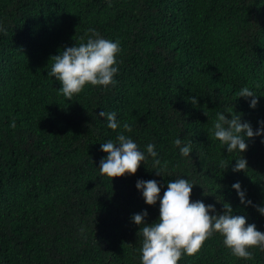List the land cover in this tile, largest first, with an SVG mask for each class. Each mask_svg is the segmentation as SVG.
<instances>
[{"label":"trees","instance_id":"obj_1","mask_svg":"<svg viewBox=\"0 0 264 264\" xmlns=\"http://www.w3.org/2000/svg\"><path fill=\"white\" fill-rule=\"evenodd\" d=\"M0 24V264H141L131 216L147 209L153 223L159 201L145 203L138 179L157 180L162 195L183 176L194 184L190 199L217 212L230 203L264 232V215L231 187L238 180L264 203L262 137L247 139L248 169L234 172L239 153L211 135L217 111L254 130L264 121V0H0ZM89 27L120 40L117 83L66 98L47 76L50 58ZM245 85L258 94L255 108L237 95ZM102 109L131 126L125 134L142 150L153 142L160 164L149 156L135 174H101L100 144L123 130L110 129ZM177 136L192 142L190 156ZM222 240L214 233L178 264H264V248L244 259Z\"/></svg>","mask_w":264,"mask_h":264},{"label":"clouds","instance_id":"obj_2","mask_svg":"<svg viewBox=\"0 0 264 264\" xmlns=\"http://www.w3.org/2000/svg\"><path fill=\"white\" fill-rule=\"evenodd\" d=\"M110 3V0H109ZM6 28L0 24V32ZM121 51L120 40L106 38L97 29H86V37L81 42L71 46H64L58 54L51 56V67L47 76L55 77L60 82L58 92L66 98L79 93L86 85L107 87L117 83L115 77L119 72L118 55ZM238 97L250 98L249 106L255 108L258 103V94L248 86L238 90ZM193 105H197L196 97H189ZM227 109L217 111L211 129V135L226 148L228 153H239L234 159L232 170L245 171L248 169L247 160L242 155L247 150V139L262 137L264 142V121H258L254 130L250 122L243 121L239 114L227 115ZM110 129L117 131L115 139H108L100 144L106 153L99 163V172L111 180L125 174H135L140 164L148 157L153 158V164L159 165L160 160L156 145L148 142L143 150L137 142L125 132H131L127 122L117 119L115 111L101 110L98 114ZM15 119L9 122L15 127ZM172 143L178 147L182 156H190L193 151L192 142H184L180 136ZM222 168L223 159L219 162ZM157 174H162L156 170ZM193 182L183 176L169 180L161 195V187L155 179H138L136 188L141 192L148 205H155L159 201V217L153 223L145 222L147 209L133 213L131 220L139 225L138 234L141 237L140 262L141 264H178L183 255L197 252L204 241L214 233L223 237V244L234 256L251 259L252 247L264 248V232L254 223H246V217L234 214L230 203H224V211L217 212L213 204H205L202 200L190 199ZM231 187L242 205H251L258 213L264 215V203L254 204L246 197V190L240 182L234 181Z\"/></svg>","mask_w":264,"mask_h":264}]
</instances>
